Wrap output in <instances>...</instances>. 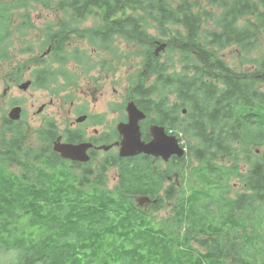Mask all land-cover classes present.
Instances as JSON below:
<instances>
[{"label":"trees","instance_id":"16d2710c","mask_svg":"<svg viewBox=\"0 0 264 264\" xmlns=\"http://www.w3.org/2000/svg\"><path fill=\"white\" fill-rule=\"evenodd\" d=\"M33 3L67 16L45 35L58 62L72 24L90 15L100 23L82 33L90 40L127 41L141 59L129 87L146 115L142 129L165 128L186 154L165 162L107 153L92 169L53 151L52 124L34 145L21 120L3 114L0 256H16L0 264H264V56L250 71L219 56L231 46L250 51L264 34V0H207L209 10L199 0H0V54L10 12ZM44 68L32 71V85L53 78ZM172 176L164 197L171 213L156 221Z\"/></svg>","mask_w":264,"mask_h":264},{"label":"rangeland","instance_id":"374dc122","mask_svg":"<svg viewBox=\"0 0 264 264\" xmlns=\"http://www.w3.org/2000/svg\"><path fill=\"white\" fill-rule=\"evenodd\" d=\"M2 2L9 4L10 0ZM199 2L201 10H209L207 0ZM26 14L29 22L24 23L23 16ZM66 17L56 8H47L40 3H33L25 10L10 12L9 27L2 32L3 52L0 54V124L3 114L7 117L14 107H20L19 121L21 120L27 133H30L29 141L34 145L38 144L36 136L46 133L47 125L52 124L57 139L64 140L70 130L80 131L86 139H90L86 135L92 136L96 130L106 137L99 145L108 148L114 143L117 127L122 124L124 114L126 116L124 105L128 100V91L131 90L129 85L141 67V59L135 57V49L121 37H113L105 44L83 35L86 30L100 26L96 15H90L85 20L72 24L74 32L70 33L69 42L65 47L66 54L61 62H58L52 53L41 58L40 56L46 54L49 45L45 36L48 27L55 26ZM208 29H212L211 24ZM251 45L250 51L236 46L228 47L221 51L219 56L237 71H250L253 65L248 63L264 56V34L251 42ZM121 54H124L125 58H120ZM165 55L166 52L163 57ZM165 64L169 66L166 61ZM42 66L44 69H50L53 78L45 85H38L35 81L32 85V71ZM181 66L176 60L174 67ZM55 72L60 75L54 77ZM64 75L68 79H65ZM68 80L70 82H67ZM24 82L30 83L28 88L18 87ZM169 99L171 102L175 101L173 96H169ZM40 108L42 110L38 113ZM82 115L87 116V119L77 123V118ZM96 165L90 163L92 169H95ZM105 173L108 188L112 189L118 180L117 169L110 168ZM174 183V176L170 177L169 182L163 183L164 190L159 196L164 208L156 216V221L166 219L171 213L172 203L169 204L165 199V191ZM179 185L180 183H177V186ZM184 190L187 191L186 188ZM235 190L240 192L242 189L235 186ZM157 203L158 200L153 201V204ZM13 254L16 256L13 252L0 256V262L8 263Z\"/></svg>","mask_w":264,"mask_h":264},{"label":"water","instance_id":"95a60500","mask_svg":"<svg viewBox=\"0 0 264 264\" xmlns=\"http://www.w3.org/2000/svg\"><path fill=\"white\" fill-rule=\"evenodd\" d=\"M166 47L165 44L157 49V52L163 50ZM30 85L29 82L21 84V89H26ZM42 110L40 108L38 113ZM128 115V122L118 126V131L122 136V140L119 144V155L121 157H132L139 154H145L155 158H161L165 162L171 157L181 158L184 155V150L178 144V140L175 136L168 135L163 127H152L150 135L151 141L145 143L141 140V133L139 130V122L144 119L143 113L137 110L133 103H129L126 108ZM185 113V111H184ZM21 114V108L15 107L9 113V119L18 121ZM85 117H81L77 122H83ZM89 144L70 145L62 144L58 141L54 146V152L58 153L61 158L70 161H79L86 163L89 161L87 150L90 148ZM107 150V149H104ZM139 202L148 201L147 198L138 200Z\"/></svg>","mask_w":264,"mask_h":264},{"label":"flooded vegetation","instance_id":"af4514ba","mask_svg":"<svg viewBox=\"0 0 264 264\" xmlns=\"http://www.w3.org/2000/svg\"><path fill=\"white\" fill-rule=\"evenodd\" d=\"M82 116H85V115H82ZM126 121H127V117L124 114V119L121 121V123H124ZM69 133L72 135V138L70 139L71 141L66 140L67 142H64V139L61 138V140L63 141V143H65V144H71V145H78V144H81V143H86V144L91 145V147L89 148V150H88L87 153H88L90 159H92V158L95 159V162L97 160V157L100 158V157H102L104 155V154H100L101 152H104V151L103 150H99V148H101V147L98 144L104 138H106L103 133H99L98 131L95 130L92 136H89L88 137L86 135V137L87 138H90V139H86L82 135V133L80 131H77V130H75V131L70 130ZM114 137H115L114 143L111 145L112 148L108 152L116 153L119 150V146H117V145L121 142V139L116 134H115Z\"/></svg>","mask_w":264,"mask_h":264}]
</instances>
